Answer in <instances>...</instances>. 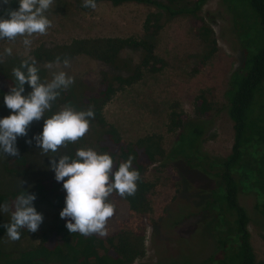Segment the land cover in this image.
<instances>
[{
	"label": "trees",
	"instance_id": "1",
	"mask_svg": "<svg viewBox=\"0 0 264 264\" xmlns=\"http://www.w3.org/2000/svg\"><path fill=\"white\" fill-rule=\"evenodd\" d=\"M103 1L114 7L136 4L153 9L154 13L149 14L144 23L145 38H93L73 40L62 46L42 45L32 52L31 58L35 59L36 65H49L60 57L61 65L64 58L72 61L82 57L99 66L94 80L81 79L73 87L61 90L52 105V108H58L60 103H68L77 110L91 108L94 112L91 119L95 126L93 133L81 141L68 143L64 155L75 158L80 148H91L99 154L109 153L114 160V170L129 155L134 156L132 167L141 177L137 181V191L124 197L114 192L109 198L125 202L127 215L117 230L104 238L68 231L67 219L60 218L66 192L52 190L49 181L0 194V206L7 203L10 208L8 213L0 211V264H137L143 256L147 229L155 228L151 219L153 185L146 179V174L154 167L164 169L174 183L176 194L172 203H181L179 197L185 185L192 183L193 197L184 200L182 205L191 208L192 204L199 203L202 206L198 211H188L184 220L195 221V229L211 226L222 236H228L227 239L212 236L218 249L199 264H264L255 258L247 229L249 218L238 203L240 194L253 196L255 213L264 227V0H222L241 47L238 65L230 72L224 92L226 104L224 107L216 105L203 91L194 100L192 116L171 108L167 132L174 134L175 143L169 152L164 150L160 135L145 136L133 142L123 140L118 130L104 119L103 110L118 91L140 82L144 73L157 74L164 68V61L155 55L153 41L163 18L190 19L197 37L209 49L203 62L213 56L217 49L213 31L199 16L209 0H95V3ZM9 8L18 10V0H10L0 10V17H4ZM126 51L139 53L137 64L122 57ZM23 60L14 58L0 62V102L16 85L12 69ZM24 87L26 89L27 84ZM222 108L227 112L233 131L232 146L226 158L211 156L202 148L212 131L215 116ZM36 169L26 156L20 154L4 162L5 172L15 178L28 177ZM52 181V184L63 185L55 180V176ZM22 190L36 195L34 205L49 203L58 220L38 235L35 247L8 253L1 246L3 237L7 236L4 225L10 223L13 202ZM211 227L208 236L212 234L209 233ZM26 233L27 229H21L20 237ZM171 238L173 236L163 237L167 254L165 260L157 264L178 263L170 254L178 248L176 240ZM182 264L197 263L185 258Z\"/></svg>",
	"mask_w": 264,
	"mask_h": 264
},
{
	"label": "rangeland",
	"instance_id": "2",
	"mask_svg": "<svg viewBox=\"0 0 264 264\" xmlns=\"http://www.w3.org/2000/svg\"><path fill=\"white\" fill-rule=\"evenodd\" d=\"M83 4L84 0H54V4L47 13L52 21V27L47 30V33L28 37L32 44L27 49L22 43L24 37L18 36L15 41H8L7 38L0 40V57H2L0 62L5 63L14 58L28 59L32 52L42 45L62 46L79 39L132 38L139 40L146 36L144 23L147 16L154 13L153 9L136 4L114 7L109 2L103 1L96 4L95 9L85 8ZM6 5L3 0H0V10ZM199 16L213 31L216 40L217 49L212 57L203 62L209 49L197 37L190 19L163 18L161 28L154 34L153 41L155 55L164 61V68L157 74L144 73L140 82L118 91L104 107V119L118 130L123 140L133 142L145 136L160 135L163 138L164 150L169 152L175 143L174 134L167 132L171 108L192 116L194 100L203 91L216 105L225 106L224 92L229 74L239 62L240 43L232 30L230 16L222 0H209L203 6ZM6 48L12 49L11 55H4ZM122 57L137 64L139 53L126 51ZM36 66L39 68L42 81H50L55 71L66 72L74 78L71 87L81 79L94 80L99 69L96 63L82 57L70 61L69 67H64L63 64L51 69L47 67L48 64ZM27 86L24 95L32 91L30 86ZM66 104L68 103H60L58 108L54 107L46 111L44 119L50 118ZM10 114L12 112L6 107L4 101L0 102V119ZM44 119L33 121L28 128L27 136L18 137L16 142L19 154L26 156L30 163L37 167L34 173L23 178L9 176L4 170V162L12 156L0 153V194L25 189L28 185L43 180L49 181L52 190L65 191L63 185L51 183L55 173L50 170V157L64 155L65 147H60L56 153L49 152L45 155L33 139L34 136L42 133ZM94 128L95 126L90 122L89 131L84 137L92 134ZM28 140L32 143H26ZM232 141V124L226 110L222 108L215 116L212 131L204 140L202 148L211 156L226 158L230 153ZM56 159L58 162V157ZM146 179L153 185L151 219L155 222V228L147 229L143 243V256L137 260V264H157L165 260L167 249L162 239L168 235L173 236L178 244V248L170 252L174 262L182 264L184 259L188 258L199 264L215 254L218 248L213 238L221 236L227 239V234L222 236L211 226L205 227V225L200 230L195 229V221L184 220L188 211H198L202 206L199 203L192 204L191 208L182 205L184 200H190L193 197L192 183L185 185L179 197L181 203H172L176 190L164 169L159 167L150 169ZM20 181L24 183L20 185ZM110 201L116 207L113 217L108 220L106 236L114 233L127 215L125 202L116 199H110ZM238 203L249 218L247 229L255 258L257 261L264 262V243L261 240L264 227L260 225V218L254 210L255 199L253 196L240 194ZM34 207L44 217L38 231L28 232L17 241L10 240L8 236L3 237L1 241L3 251L21 252L35 247L38 243V235L57 222V213L49 203H40ZM209 227H211L209 231L210 234L212 232L211 236L207 234ZM95 235L101 238L106 237Z\"/></svg>",
	"mask_w": 264,
	"mask_h": 264
},
{
	"label": "clouds",
	"instance_id": "3",
	"mask_svg": "<svg viewBox=\"0 0 264 264\" xmlns=\"http://www.w3.org/2000/svg\"><path fill=\"white\" fill-rule=\"evenodd\" d=\"M3 2L9 4V0ZM18 3V10L9 8L5 11V16L0 17V40L7 38L8 41H15L18 36L24 37L22 43L27 49L32 44L28 37L34 34L45 35L52 27L47 13L54 0H18ZM83 7L95 9L97 5L95 0H84ZM11 53V48L4 50V55ZM60 63L61 58L57 57L54 64L50 63L47 67L51 69ZM63 66H70L68 58L63 59ZM12 74L16 85L4 95V103L12 114L0 119V153L16 157L19 156L17 138L27 136L33 121L44 119L45 112L51 110L61 90H66L73 84L74 78L61 70L53 72L50 81H42L36 61L31 57L14 67ZM26 84L32 91L24 95ZM93 118L91 108L77 111L66 104L50 118L44 119L42 133L33 139L45 155L49 152L56 153L60 147H67L68 143H75L84 137ZM26 143L31 144L32 141L28 140ZM134 159V156L129 155L114 170L112 155L99 154L91 148L78 149L75 158L68 155L50 157V170L55 173L57 182H63V189L66 191L65 207L60 212V218L67 219L66 228L70 233L78 232L84 236L107 235L106 226L116 207L109 198L114 192L124 197L132 196L137 191V181L141 177L139 171L132 167ZM23 183L24 181H20V185ZM36 198L34 193L22 190L14 200L10 223L4 225L10 240H19L21 229L37 232L43 223V214L34 207ZM0 211L8 213L9 205L5 203L0 206Z\"/></svg>",
	"mask_w": 264,
	"mask_h": 264
}]
</instances>
